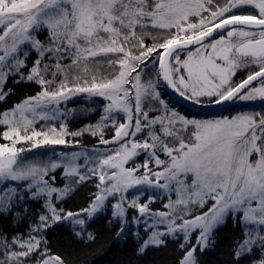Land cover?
Listing matches in <instances>:
<instances>
[{"label": "snow or ice", "instance_id": "obj_1", "mask_svg": "<svg viewBox=\"0 0 264 264\" xmlns=\"http://www.w3.org/2000/svg\"><path fill=\"white\" fill-rule=\"evenodd\" d=\"M41 29L48 34L47 43L37 38ZM153 30L167 35L147 45L146 37L157 40ZM30 52L36 59L29 68ZM181 52L186 59H180ZM101 56L115 69L107 77L94 70ZM149 61L156 67L149 69ZM252 67L256 70L245 79L233 82L238 70ZM146 71L155 77L142 79ZM10 77L40 90L0 113V125L7 129L0 135L8 141L0 143V214L20 219L16 208L25 198L43 199L46 214L30 226L26 239L0 236V264H28L33 256L39 257L35 264H66L50 253L39 234L66 221L74 226L77 239L94 242L96 237L84 230L82 215L91 219L109 197L115 200L112 215L120 222V233L129 208L151 218L153 225H165L164 231L151 232L138 255L164 246L165 237L175 238L178 232L187 243L191 232L199 230L196 245L180 261L198 264L197 248L203 252L214 246V232L231 219L244 233L233 249L236 264L254 250L262 252L254 264H264V114L186 118L169 109L157 90L163 81L195 104L205 98L216 105L264 100V0H0V102L12 94L11 88L5 91ZM82 93L108 101L104 115L96 125L69 131L64 121L70 113L61 105ZM152 102L160 114L149 118L145 106ZM119 114L126 122H119ZM38 122H44L39 130ZM105 127L114 129L110 140L104 139ZM85 133L98 136L100 144L118 147L61 152L56 159H45L40 152L21 155L67 146L69 137L78 144L74 138ZM141 133L147 138L137 141ZM20 144L27 147H17ZM141 151L148 156L142 165L135 161ZM57 168L70 181L62 188L50 183ZM94 177L97 192L89 207L78 212L56 208L53 199L64 200ZM9 181L23 182L22 194L9 187ZM133 188L139 191L128 200L125 194ZM145 189L163 190L167 211L149 208L154 195L139 203ZM209 201L207 211L192 216L193 208L202 209Z\"/></svg>", "mask_w": 264, "mask_h": 264}, {"label": "trees", "instance_id": "obj_2", "mask_svg": "<svg viewBox=\"0 0 264 264\" xmlns=\"http://www.w3.org/2000/svg\"><path fill=\"white\" fill-rule=\"evenodd\" d=\"M36 35L39 40L47 43L48 37L45 30L41 29ZM35 59L36 53L30 52L26 60L29 68L32 66ZM64 63L68 64L70 61L65 60ZM104 63L105 66H103V69L109 70L110 67L105 57ZM26 71L27 69H25V72ZM57 79H59V77ZM161 84L164 97L170 99V105L171 103L175 104L174 107L182 109V112L200 117H211L214 114H219L220 116L227 114L225 110L209 114H198L188 111L177 105L166 93L163 83ZM9 88L12 89V94H10L5 101L0 102V113L11 109L14 104L20 102L24 97L35 95L40 90L39 86L34 83L16 84L11 77L5 84V91ZM99 101L88 107L89 109H86L85 112L80 115L67 119L65 123L69 131H78L88 125H96L100 122L103 116L104 104ZM261 110H264V106H262ZM55 124L60 126V122ZM40 126H42V124L38 125V127ZM105 129L104 139L112 137L114 129L112 127H105ZM4 131H6L5 126L0 125V133ZM68 139L70 143L67 146L56 145V147L62 150L66 147L68 150L74 147L92 149L104 146L99 143L98 136H92L88 133L74 138L78 141V144L71 143L73 138L69 137ZM0 143H6L2 135H0ZM63 171L62 168H58L56 172L52 174L56 177V183L53 185L54 187L62 188L67 184L63 177ZM97 183L98 180L94 177L92 180L76 186L71 195L64 200L56 201L54 199L53 203L58 210L63 209L65 212H78L81 209L87 208L91 202V195L97 192ZM167 200V197L157 196L151 208L154 210H164V205L167 203ZM44 205L45 201L43 199L31 200L25 198V200L19 202L16 208V211L20 213V219L10 214H0V236H6L9 240L15 236H22L26 239L30 232V226L37 224L38 217L41 214H46ZM25 208L27 211H22V209ZM112 213L109 205L106 211L97 218L85 222L84 230L92 233L96 237L94 242H88L86 238L85 240L77 239L73 234L74 226L68 222H61L39 235L46 238L50 253L60 255L64 258L66 264H180L185 252L196 245V233L193 234L191 240H188L187 243H185L182 235H175V238L173 236H167L165 237L166 244L164 246L159 248L149 247L143 255H138L137 250L145 241L146 233L141 232L140 235L137 236L135 228L126 227L125 225L124 231L120 233V222L114 220ZM110 220L112 223H109ZM76 230L79 231L80 228L76 227ZM118 233L120 234L118 235ZM243 235L244 233L241 226L239 224H233L232 220L229 219L214 232V246H210L203 252L197 248L196 257L198 264H236L233 258V249L236 242L243 238ZM182 244L184 245L183 248L181 247ZM41 247L43 248L44 245L42 244ZM261 255L262 252L260 250H254L251 255L243 257L239 264H254ZM38 258L39 257L33 256L31 260L28 261V264H35V260Z\"/></svg>", "mask_w": 264, "mask_h": 264}, {"label": "rangeland", "instance_id": "obj_3", "mask_svg": "<svg viewBox=\"0 0 264 264\" xmlns=\"http://www.w3.org/2000/svg\"><path fill=\"white\" fill-rule=\"evenodd\" d=\"M153 34L157 36V40L153 41L150 37H146L145 38V44L151 45L153 43H158V42H160V40L164 36L167 35V33L159 32L157 30H153ZM47 37H48V34H47ZM42 43H45V42H42ZM160 51H163V50H160ZM97 59H98L99 63H96L94 65V70L97 72L98 75H103V76L107 77V76H109L110 73L115 71V69L111 68V67L109 68V70L103 69V66H105L104 57L103 56L98 57ZM180 59L181 60L186 59V53L185 52H181L180 53ZM155 67L156 66L153 65L151 63V61H149V69H152V68H155ZM255 70H256L255 67H252V68H241L240 70H238L236 72V75L234 77H232V80H233L234 83H238L241 80L245 79L246 76L249 74V72L255 71ZM157 71H158V69H157ZM181 72L183 74L185 72V70L181 69ZM148 77H155V72L146 71L143 74L142 79L148 78ZM161 83H162L161 81H159L157 83V90L161 94V99H163L168 104L169 109L177 111L180 115H183L186 118L207 120V119H219V118H223V117L231 118V117H233L235 115H238V114H253V113L264 114V110H261L262 106H264V100H260V99L253 100V101L236 100V101H234L232 107H230L228 110H226L227 114H224V115H221V116L219 114H214L211 117H200V116H197V115H194V114H187L185 112H182V109H178V108L174 107L175 104L171 103V105H170V103H169L170 99L164 97V93H163V91L161 89V86H162ZM99 100L104 104L103 108L108 103V101H106L102 97H96V96L89 97L88 94H83V93L82 94H77L76 96H73L70 100H68L65 104H62L61 105V110L70 113V114L67 115L66 120L67 119H71L74 116L80 115L81 113L85 112L86 109H89L88 107H90L91 105L97 103ZM202 104H209L207 102L206 98H205V102L202 103ZM157 107H158V105L155 102H152L151 105H146L145 106V110H147L149 112V118L160 114L157 111H153V109H156ZM103 115H104V112H103ZM118 120H119V122H126L125 119L123 118V114H119ZM58 122H60V121H56L55 123H58ZM39 124L43 125L44 122H38L36 124L37 130H39L41 128V126L38 127ZM56 126H57V124H56ZM57 127H59V126H57ZM5 128H6V126H5ZM105 132H106V129L103 131L104 135H105ZM145 132H147V129H145ZM182 135L186 136L187 134L186 133H182ZM113 136H114V133H113ZM112 137L108 138V140L112 139ZM145 138H147V137L145 136L144 133L138 134L135 137V139L137 141H142ZM6 143H8V141H6ZM17 147H27V145L20 144V145H17ZM117 147H118V145L115 144V143L109 144V145H104L103 147L92 148V149H85V148L83 149V148H75L74 147L73 149H68L67 150L66 147H64L65 149L62 150V149H60V148H58L56 146H51V147H47V148H43V149H39V150H33V152H25V153H23L21 155L22 156H26V157H32L35 152H40V153L44 154V158L45 159H47L48 157H51L52 159H56V156L59 153H61V152L71 153V152H78V151H81V150H93V149H96V150H99V151L103 152V151H107V150H111V149H116ZM160 158L161 159H165L163 154H160ZM146 159H148V156L143 151H141L140 154L135 157L136 163L141 164V165L145 162ZM81 163H82V161H81ZM131 164H132V161H129V163H128V165H126V167L127 166H131ZM149 167L153 168L154 167L153 163L150 162L149 163ZM142 172H143V169L141 168L140 173H137V174L139 175ZM52 174L53 173H51L50 175H52ZM65 182L69 183L70 181L67 178H65ZM7 183L9 185V187H17L18 191H21V194H22V189H20L19 185L22 184L23 182H11V181H9ZM50 183H53V185H54L56 183V179H55L54 182L50 181ZM0 189H4V184L3 183H0ZM138 191H139V189H137V188L129 189L128 192L125 195L127 196L128 200H131L133 197H135L137 195ZM150 195H154L155 197H157V196L158 197L159 196L160 197H167V194L164 193L163 190L145 189L139 196V203L146 202ZM175 198H176L175 195H173L172 199L174 200ZM114 202H115L114 198L113 197H109V199L105 202L104 209L101 212L96 213L91 219L87 218L86 215H82V218L85 219V222L86 221L89 222V221L97 218L100 214L104 213L109 205H110L111 211L113 212L114 209H113L112 205H113ZM153 203H154V201L151 204H149V208L153 212H156V211H167V209L165 207H164V210H154L153 208H151V205ZM167 203H168V200H167ZM210 204H211V201H209V204H206L204 206V208H202V209L193 208L192 209V216H195V215H198V214H200L202 212L207 211V209L210 206ZM134 217L136 218L135 222L133 221ZM114 220L119 221L117 219H114ZM177 223H179V221H177ZM124 225L126 227L135 228L137 236L140 235L141 232L142 233H146V237H145L146 239L145 240H147L149 238V236L151 235V232L153 230H157V231H164L165 230V225H153V220L151 218L139 217L136 209H132V208H129L127 210V218H126V222L124 223ZM146 225L148 226L147 230H146ZM76 227H79V226H76ZM195 233L197 234V237H198L199 230H195V231L191 232V234L189 236V239H188L189 241L191 240L193 234H195ZM176 235H182L184 237L183 233H179L178 232V233H176Z\"/></svg>", "mask_w": 264, "mask_h": 264}, {"label": "water", "instance_id": "obj_4", "mask_svg": "<svg viewBox=\"0 0 264 264\" xmlns=\"http://www.w3.org/2000/svg\"><path fill=\"white\" fill-rule=\"evenodd\" d=\"M163 87L168 94V96L180 107L187 109L188 111L195 112L198 114H209L217 111H221L229 107L233 102H226L222 105L216 104H195L192 101L186 100L178 95L174 89L167 86L165 82H163Z\"/></svg>", "mask_w": 264, "mask_h": 264}, {"label": "flooded vegetation", "instance_id": "obj_5", "mask_svg": "<svg viewBox=\"0 0 264 264\" xmlns=\"http://www.w3.org/2000/svg\"><path fill=\"white\" fill-rule=\"evenodd\" d=\"M232 105H233V103L229 107H227L226 109H224V110L225 111L228 110L230 107H232Z\"/></svg>", "mask_w": 264, "mask_h": 264}]
</instances>
